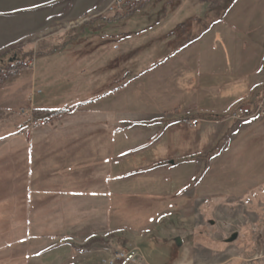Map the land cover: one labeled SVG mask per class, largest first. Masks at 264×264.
I'll return each mask as SVG.
<instances>
[{
	"label": "rangeland",
	"instance_id": "rangeland-1",
	"mask_svg": "<svg viewBox=\"0 0 264 264\" xmlns=\"http://www.w3.org/2000/svg\"><path fill=\"white\" fill-rule=\"evenodd\" d=\"M115 1L0 0V57L35 53L0 84V264H264V115L192 110L241 74L264 98V0Z\"/></svg>",
	"mask_w": 264,
	"mask_h": 264
},
{
	"label": "trees",
	"instance_id": "trees-1",
	"mask_svg": "<svg viewBox=\"0 0 264 264\" xmlns=\"http://www.w3.org/2000/svg\"><path fill=\"white\" fill-rule=\"evenodd\" d=\"M149 1L150 0H148L146 2H144V0H136L134 2V4H133L134 5L133 11L136 10L137 8L141 7L142 5L148 3ZM220 1L221 0H198L197 3H199V4H197V5L198 6L201 5L200 4L201 2H204V3L208 2V10H209V9L213 8L214 6H216L218 3H220ZM226 1L228 2V4L232 2V0H226ZM220 8H222V7H220ZM207 13L210 14L209 12H207ZM223 13H224V11H222V13L220 14L221 16L218 15V17H219L218 20L213 21V23L219 22L221 17L223 16ZM164 15H163V17H164ZM201 16L202 15H201L200 11L198 10V14L196 15V17H194V18L190 17L191 19L190 20L187 19V21L185 22L186 25H180L181 27H184V26H188V27L186 29H184V28L181 29V30H183L182 32L186 33V35H185V33H183V35H180L181 34L180 32H176L175 33L174 38H173V43H172L173 45L177 44L175 49H180L184 45L190 43L193 39L197 38V37H194L192 39L191 38L188 39L189 36H190V32L194 31L193 28L190 25L192 23L189 24V21H191L193 19L192 21L194 23V29H195L194 32H196V30H199L200 29L199 27H201V26H199V24H200V22L202 20ZM191 28H192L193 31L189 30ZM176 29H179V28H176ZM185 39H187V40H185ZM21 50H22V47L16 46L14 49L12 48V51L7 50L4 53V56H6V55L10 54V52H11L12 55L10 54L11 55L10 57H8L7 59H3L2 58L3 56L0 57V66H2L4 70H6L5 73H1L0 72V84H1V81L3 79H6L11 74H14L15 72L20 71V70L25 69V68H30V66H31L30 63H31V60L34 58L33 54H35V53H32V51L29 50V51L25 52L24 54H22L20 52ZM162 61H159L158 63H161ZM84 105H85V102H81V103H77V104H75L73 106H70L68 108H61V109L33 108V114H34V118L43 117V116H53V115H56V114H59V113H63V112H68V111H71V110H79V109H81L80 107H82ZM201 115H203L204 118H206V117H216L217 118L219 116V115H216V114H205V113H203ZM27 123H28V120H27Z\"/></svg>",
	"mask_w": 264,
	"mask_h": 264
},
{
	"label": "crops",
	"instance_id": "crops-1",
	"mask_svg": "<svg viewBox=\"0 0 264 264\" xmlns=\"http://www.w3.org/2000/svg\"><path fill=\"white\" fill-rule=\"evenodd\" d=\"M94 6V4H90L88 7H86L85 9H90V7L92 8ZM201 14H204V11L200 12ZM206 18H209V15L206 16ZM205 22L203 21V24ZM220 23V21L218 22V24ZM205 24H208L206 28L204 27H199V30H196V32H199L200 35H198L197 38L193 39L190 43L184 45L183 47H181L178 53H182V55H185L187 53V49H189L191 45H193L194 42H196L198 40V38H202L203 35H205L207 32L210 31L211 27L217 23H213L212 25L210 24V20H207ZM163 27V26H161ZM191 27L194 28V23L191 24ZM193 31V30H192ZM178 37V36H177ZM174 38V36L172 37ZM179 38V37H178ZM177 38V39H178ZM190 39V38H188ZM176 40V39H175ZM187 40V39H185ZM193 42V43H192ZM15 43V42H14ZM177 45V44H176ZM173 56V55H171ZM170 58V57H169ZM168 60V58H166L165 60H163L161 63H158V65H156V69H162L165 67L166 61ZM179 62V61H177ZM176 62V64H178ZM200 69V68H199ZM198 73L199 70H198ZM201 74V73H200ZM238 77L234 79V81H230L228 83H224L223 85L225 87L224 93L220 94V100L219 101H215L214 105H207V103H205L204 105L201 106H197V105H192L193 106V112L196 113H200V114H214V113H219V114H224L227 112L232 111L236 104H238L240 100H246L249 98L250 94H251V86H247L246 82L249 79V75H237ZM240 77V78H239ZM255 95H258V93H256ZM220 102V103H219ZM92 111V108H90L89 106L85 105L83 108L79 109V110H71L69 112H67L66 115H82L84 118L88 117V113ZM192 118H199L197 116L192 117ZM201 121L203 120L202 118H199ZM189 120V119H188ZM154 122L150 121V123H148L147 125H152ZM73 125V124H72ZM76 124H74L75 126ZM172 123H170L168 126H171ZM59 144L62 145L63 148H65L66 144H68V142H65L64 144H62L61 142L58 141Z\"/></svg>",
	"mask_w": 264,
	"mask_h": 264
},
{
	"label": "built area",
	"instance_id": "built-area-1",
	"mask_svg": "<svg viewBox=\"0 0 264 264\" xmlns=\"http://www.w3.org/2000/svg\"><path fill=\"white\" fill-rule=\"evenodd\" d=\"M125 1L126 0H116L115 2H116V5H121ZM29 113L32 114L30 110L21 111V114L23 116H28ZM254 115H258V116L264 115V98L261 99V101L254 108L251 107L250 105H236L233 111L231 112L230 117L239 119V118H247V117L254 116ZM46 120H47L46 117L30 118L29 123H28V129L34 128L42 124ZM199 122H200V119L191 118L187 121V124L189 127H196ZM120 256L122 257L124 264H126L132 258L131 254H126V253H122L120 254Z\"/></svg>",
	"mask_w": 264,
	"mask_h": 264
},
{
	"label": "water",
	"instance_id": "water-1",
	"mask_svg": "<svg viewBox=\"0 0 264 264\" xmlns=\"http://www.w3.org/2000/svg\"><path fill=\"white\" fill-rule=\"evenodd\" d=\"M236 236H237L236 233L232 234V235L227 239V241H232ZM175 242H176V244L178 245V244L180 243V239H179V238H176V239H175Z\"/></svg>",
	"mask_w": 264,
	"mask_h": 264
}]
</instances>
